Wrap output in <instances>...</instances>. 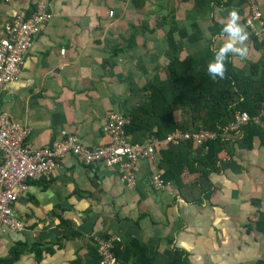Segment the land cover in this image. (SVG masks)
<instances>
[{
  "label": "crops",
  "instance_id": "crops-1",
  "mask_svg": "<svg viewBox=\"0 0 264 264\" xmlns=\"http://www.w3.org/2000/svg\"><path fill=\"white\" fill-rule=\"evenodd\" d=\"M38 2L0 0V40L5 25L21 10L33 13ZM139 2L53 0L52 22L2 97L3 111L31 128L30 148L49 147L70 134L90 148L109 144L108 116L138 107L169 77L164 52L171 28L195 38L192 43L172 34L182 60L208 47L216 52L226 42L222 29L232 9L249 34V54L230 60L245 73L254 69L252 78L264 82V28L256 23L262 33L255 37L246 26L247 1L216 0L203 8L196 0H146L137 7ZM256 2L264 20V0ZM170 106L177 122L200 126L197 114L177 101ZM242 137H229L215 170L184 165L182 185L171 181L160 191L151 185L162 174L160 152L138 164L135 187L122 182L115 168L68 156L51 181L32 183L16 204L26 230L0 229V261L26 244L39 246L41 255L26 252L15 264H90L96 238L116 236L120 244L144 243L151 257L178 249L189 264H264V144L259 136Z\"/></svg>",
  "mask_w": 264,
  "mask_h": 264
},
{
  "label": "built area",
  "instance_id": "built-area-1",
  "mask_svg": "<svg viewBox=\"0 0 264 264\" xmlns=\"http://www.w3.org/2000/svg\"><path fill=\"white\" fill-rule=\"evenodd\" d=\"M247 4L250 15L245 24L255 37H260L264 28L262 12L256 0H247ZM52 5L53 0H39L33 13L21 10L5 25L0 40V229L26 230L24 220L16 211V204L32 183L51 181L61 162L68 156H74L86 166L115 168L122 182L135 187L138 164L143 160H155L164 145L192 142L195 147H200L216 141L222 135L240 136L243 128L252 121L261 124V117L252 118L247 112H237L222 134L198 126L187 130L176 129L163 140L152 137L142 143H134L126 133L131 117L111 113L104 126V132L111 142L105 146L90 148L79 136L70 134L49 147L30 148L27 141L31 136V128L3 111L2 97L7 85L19 78L36 39L52 22ZM113 14L111 12V16ZM256 23L262 27L261 31L256 29ZM62 53L66 54V50ZM151 185L159 191L167 187L160 174L152 177ZM120 241L116 236L96 238L100 264H125L114 252L115 244Z\"/></svg>",
  "mask_w": 264,
  "mask_h": 264
},
{
  "label": "trees",
  "instance_id": "trees-1",
  "mask_svg": "<svg viewBox=\"0 0 264 264\" xmlns=\"http://www.w3.org/2000/svg\"><path fill=\"white\" fill-rule=\"evenodd\" d=\"M145 1L140 0L136 6L141 7ZM213 1L216 2L196 0V5L203 8ZM243 1L247 0H241ZM177 31L182 38H187L192 43L195 41L194 36L186 30L171 28L167 34V49L164 52L168 59L166 70L169 77L161 80L159 87H152L151 95H146L144 101L139 100L138 107L133 106L125 114L132 120L126 128L127 135L133 136L134 143H141L142 138L152 136L163 140L176 129H190L185 122H177L174 118V110L170 103L177 101L183 111L197 114L196 120L201 128L221 134L224 127L234 120L237 112H247L252 118L261 117V124L250 122L243 128L244 135L242 133L241 136L246 139L259 136L264 144V82L260 84V81L252 78L256 71L253 69L251 73H245L239 70L229 56L226 61V78L212 80L207 72V66L215 52L208 47L204 49L202 55H189L182 60L181 50L172 36ZM229 137L231 136L222 135L216 141L200 147H195L192 142L164 145L160 150L161 177L166 183L176 181L177 185L181 186V170L184 165L192 166L194 171H200L197 163L215 170L220 160L219 155L227 150ZM181 153L186 157L181 158ZM203 172L208 175L207 172ZM67 225L70 226L71 223L67 222ZM26 252H36L38 255L42 253L37 245L30 249L26 244H20L13 249L12 259L0 261V264H15ZM114 252L125 264H189L185 252L178 249L171 254L157 253L151 257L147 254L146 245L135 239L126 244L117 242ZM89 259L90 264L101 263L98 246L91 248Z\"/></svg>",
  "mask_w": 264,
  "mask_h": 264
},
{
  "label": "clouds",
  "instance_id": "clouds-1",
  "mask_svg": "<svg viewBox=\"0 0 264 264\" xmlns=\"http://www.w3.org/2000/svg\"><path fill=\"white\" fill-rule=\"evenodd\" d=\"M222 31L227 38L226 42L215 52L213 59L207 66V72L214 81L226 78V61L230 55L245 59L249 54V49L246 46L249 34L246 28L240 23L238 10H230L227 22L224 24Z\"/></svg>",
  "mask_w": 264,
  "mask_h": 264
}]
</instances>
